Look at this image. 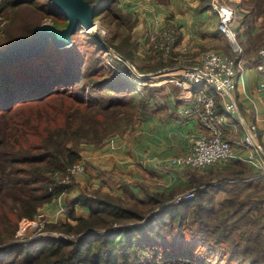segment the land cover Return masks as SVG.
Here are the masks:
<instances>
[{
	"label": "trees",
	"instance_id": "obj_1",
	"mask_svg": "<svg viewBox=\"0 0 264 264\" xmlns=\"http://www.w3.org/2000/svg\"><path fill=\"white\" fill-rule=\"evenodd\" d=\"M87 1L96 9V18L106 14L116 23L108 43L134 63L135 23L121 13L117 0ZM39 4L64 18L50 0H2L0 24L8 21L12 10ZM234 6L239 15L240 6L248 10L245 32L256 48L264 45V18L257 28L258 18L264 16V0H244ZM67 24L65 18L55 25ZM34 27L16 35L8 32V44L32 36ZM256 28L262 30L254 38ZM88 40L107 52L94 35ZM52 45L39 55L0 66V264H264V199L258 196L263 183L254 182L249 190L254 193L243 198L252 184L245 174L226 176L224 180L235 182L233 187L246 186L231 189L190 171L196 181L200 179L196 182L200 187L195 186V198L181 203L170 202L173 194L148 192L140 200L132 193L85 190L77 204L89 207L88 216L69 211L66 222L46 226L65 236L17 239L21 220H33L45 204L73 189L75 184L62 180L82 161L85 147L101 146L163 109L155 93L142 96L139 87L124 81L101 57L89 61L88 49L74 38L70 47ZM167 55L158 51L148 72L174 66L175 54L171 61H166ZM115 62L126 69L122 60ZM221 191L227 197L216 200ZM190 228L197 233L188 235ZM8 255L12 259L5 261Z\"/></svg>",
	"mask_w": 264,
	"mask_h": 264
},
{
	"label": "crops",
	"instance_id": "obj_2",
	"mask_svg": "<svg viewBox=\"0 0 264 264\" xmlns=\"http://www.w3.org/2000/svg\"><path fill=\"white\" fill-rule=\"evenodd\" d=\"M226 1L242 4L244 0ZM210 2L212 0H117L116 5L122 14L135 23L132 36L137 55L147 53L152 39L164 31L178 35L175 52L179 53H174L175 59L179 60L183 54L193 51L197 52L196 59L200 61V50L209 49L225 54L222 48L225 44L230 45L226 36L219 31L218 15L210 7ZM240 11L234 29L244 48L243 59L247 70L237 77V89L233 92L239 111L232 115L224 110L219 100L217 105L218 112L225 117L226 137L242 158L214 165L204 171L193 169V172L211 184L225 183L231 189L246 186L233 187L235 182L224 180L226 176L245 174V179L252 183L246 189L252 191L254 182L263 181H258L261 179L258 171L243 159L251 150L246 145L245 134L248 125L256 124L259 141L264 148V93L258 89L260 76L256 70L260 47L256 48L251 41V34L245 32L243 20L248 10L240 6ZM263 18H258L257 28L261 26ZM257 28L252 33L254 38L262 30ZM234 55L235 52L230 57L234 58ZM161 96L155 99L163 109L145 116L132 132L115 137L114 146L106 142L101 146L86 147L82 152L86 172L74 179L79 180L71 191L41 208L48 222L69 220V211H74L78 217L88 216L89 207L77 204L80 194L85 190H101L120 196L132 193L140 200H145L148 192L173 194L171 202L182 193L200 187L196 183L200 179L196 181L189 174L190 168L180 167L173 162V158L191 150L199 132L200 124L196 117L185 118L180 115L183 108L193 105L194 98L190 99L192 95L189 93L184 96L181 93H165V96ZM154 102L152 100L153 105ZM226 197L227 193L221 191L216 195V200ZM63 206L66 212L61 211Z\"/></svg>",
	"mask_w": 264,
	"mask_h": 264
},
{
	"label": "built area",
	"instance_id": "obj_3",
	"mask_svg": "<svg viewBox=\"0 0 264 264\" xmlns=\"http://www.w3.org/2000/svg\"><path fill=\"white\" fill-rule=\"evenodd\" d=\"M210 7L218 15L219 31L226 36L237 56L233 58L218 51H206L202 53L198 65L180 70L181 77L176 81L177 86L181 87L183 92L192 95L190 99L194 98L193 105L183 108L180 115L185 118L196 117L200 128L191 150L173 158V162L180 167H191L199 171L242 158L238 155L231 140L226 137L225 117L218 112L217 105L219 100L224 110L232 115L239 111L233 92L237 89V77L243 74L247 67L243 59L244 48L234 29L236 17L239 15L238 9L226 0H212ZM153 41L156 43V48L165 50L167 54L175 49L176 39L172 32H163ZM256 70L260 76L258 89L264 93V45L258 51ZM185 93L181 95L184 96ZM245 140L251 150L250 154L243 159L264 179V148L259 141V129L256 124L247 126ZM108 143L114 146L115 141L111 139ZM85 172V163L83 161L76 163L64 176L62 183H70ZM196 193L197 189H190L177 196L172 202L189 201L195 198ZM66 210L64 206L61 207L62 212ZM44 221L43 212H39L33 220H21L17 237H27L28 228L40 229L42 232Z\"/></svg>",
	"mask_w": 264,
	"mask_h": 264
},
{
	"label": "rangeland",
	"instance_id": "obj_4",
	"mask_svg": "<svg viewBox=\"0 0 264 264\" xmlns=\"http://www.w3.org/2000/svg\"><path fill=\"white\" fill-rule=\"evenodd\" d=\"M1 2H2V0H0V4H1ZM39 3H45V2L41 1ZM39 5H41V4H39ZM64 19H65V17L61 18L58 16L51 15L48 12L47 8L44 7L43 5H41V6H38V5L22 6L21 8H18L16 11L12 10L11 14L9 16H7L8 21L1 20L2 23L0 24V49L5 48V46L8 44V41H9V39H8L9 36L7 35L8 32H11L12 34L16 35L18 33H21V31H24L23 29L27 30L28 28L34 27V26H32L34 24H35V26L42 25L45 23L52 24V25H55L56 23L63 24ZM95 20H96L97 24H100V28L95 30V31L100 34V36L103 38L104 43L107 46H109V48H107L103 45L107 50L106 53L99 51V49H97V47L93 43V41L88 40L89 37L93 36V33L95 31H93L91 33H87L84 31V29L82 31L80 29L73 36L74 42L78 43L82 49H84V48L88 49V53H89L88 57L90 59L89 61L94 59L96 56L101 57V59H103V61L105 62V64L107 66L109 65L115 72L123 75L122 79L124 81L131 83L132 86L134 85L133 87H135V86L139 87L140 93L142 96H147V95H149V93H155V97H154V99H155L156 97H159L161 95L165 96V93H185V92H183L181 87L177 86L176 81L178 78L181 77L178 73L182 69L186 70V69H189L191 67L198 65L199 60H197L198 59L197 55H196L197 52L192 51L188 54H183L182 55L183 57L181 59H179V60L176 59L177 61H176V64L174 66L169 65V67H167L164 70L157 71V72H148L149 66L152 64H155V62H156L155 61L156 59L154 60L153 56L156 55V53L161 50V49L156 48V46H155L156 43H155V41H153L156 36L151 41L152 42L151 44L153 45L154 48H152V45L149 44L148 49L146 50L147 53L140 55L141 57L136 54V61H134V63H132L129 60L128 61L124 60L119 55V53L116 51V49L113 48V46H111L108 43L109 42L108 40H110V38H112L114 35V32L116 30V23L115 22L112 23L111 20L109 19V16L107 17L106 14H104V18L103 17H97ZM59 28H62V27H59ZM163 32L164 31H162L160 34H162ZM122 33L124 34L125 30H122ZM5 34H6V36H5ZM176 37H177V35L175 36V39H176ZM70 45L71 44H68L67 47H70ZM52 46L56 49H61V48L55 47L54 45H52ZM135 47H136V45H135ZM176 47H177V39H176L175 49H176ZM175 49L173 51H171L170 53H168V55H167L168 58H166V61L167 60L171 61L172 54L179 53V52H175ZM222 49H223V52L227 56L228 55L230 56L233 53L231 45L225 44L224 48H222ZM207 50L209 51V49L200 50L198 52L200 54L199 58L201 57V54ZM136 53H137V50H136ZM138 53H139V51H138ZM236 56H237V54L235 53L234 57H236ZM152 58H153V61H152ZM117 59H120L125 63L126 69L121 67L119 64H117L115 62V60H117ZM134 76L140 78V81H136V79H134ZM143 85H147L148 87H153L152 89H154V90L149 89V88H143L144 87ZM131 128L128 129L126 131V133L132 132L135 127L133 129H131ZM124 134L119 135V136H123ZM85 149H86V147L82 150V152ZM190 169L192 172L194 170H196V169L191 168V167H190ZM78 180L79 179L71 181L70 184L71 183L76 184V182ZM262 183H263V185L261 184V186H263V189H261L262 191H260V193H259L261 196L259 194H258V196L264 199V182H262ZM236 191L239 192V190H236ZM67 192H69V191H67ZM67 192H65L63 194H66ZM250 193H254V192H250L249 190H246L242 194V197L248 198V197H250ZM59 197H57L54 200L56 201ZM263 208H264V206H263ZM39 212H42L41 209ZM48 223H54V222H48V220L45 216L44 227L42 228V232L40 229L28 228V234L26 235L27 237H25V238H19L17 236L16 237L20 241H29V240H33V239L34 240L40 239V237H46V235H48L49 237L50 236H56V237L57 236H59V237L65 236L64 234H60L59 232L48 230L46 227ZM57 223H59V222H57ZM193 226H196V225H193ZM19 228H20V224H19ZM18 231H19V229H18ZM18 231H17V233H18ZM192 233H197V230L195 228L194 229L190 228V230H188L187 234L190 235ZM11 259H12V256L8 255V257H6L5 261L11 260ZM218 262H220L219 259H218ZM221 264H226V262L221 263ZM236 264H240V262H237ZM247 264H251V262H248Z\"/></svg>",
	"mask_w": 264,
	"mask_h": 264
},
{
	"label": "water",
	"instance_id": "obj_5",
	"mask_svg": "<svg viewBox=\"0 0 264 264\" xmlns=\"http://www.w3.org/2000/svg\"><path fill=\"white\" fill-rule=\"evenodd\" d=\"M59 15L65 17L68 24L59 28L52 24H42L34 27L32 36L20 37L17 41L0 49V66L43 53L52 43L57 48L72 44L73 35L80 29L92 30L97 25V11L87 0H50ZM95 39L109 48L98 32L93 33ZM71 46V45H70Z\"/></svg>",
	"mask_w": 264,
	"mask_h": 264
},
{
	"label": "bare ground",
	"instance_id": "obj_6",
	"mask_svg": "<svg viewBox=\"0 0 264 264\" xmlns=\"http://www.w3.org/2000/svg\"><path fill=\"white\" fill-rule=\"evenodd\" d=\"M99 28H100V24H97V25H96L95 27H93L92 30H90V31H89V30H86V29H84V28H80V29H81V31L84 29L85 32H87V33H91V32H93V31H95V30H97V29H99ZM80 29H79V30H80ZM79 30H78V31H79Z\"/></svg>",
	"mask_w": 264,
	"mask_h": 264
}]
</instances>
